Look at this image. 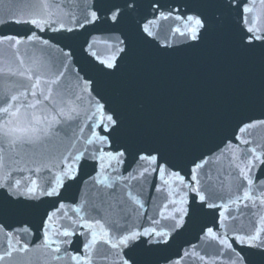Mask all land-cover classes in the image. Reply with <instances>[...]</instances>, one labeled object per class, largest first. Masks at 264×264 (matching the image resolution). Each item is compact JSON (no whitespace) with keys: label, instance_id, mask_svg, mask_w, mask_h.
Here are the masks:
<instances>
[{"label":"snow or ice","instance_id":"6c2138e0","mask_svg":"<svg viewBox=\"0 0 264 264\" xmlns=\"http://www.w3.org/2000/svg\"><path fill=\"white\" fill-rule=\"evenodd\" d=\"M9 25L25 31H0V264H264V0H29ZM184 55L260 85L258 113L187 164L186 137L137 127L119 88Z\"/></svg>","mask_w":264,"mask_h":264},{"label":"water","instance_id":"95a60500","mask_svg":"<svg viewBox=\"0 0 264 264\" xmlns=\"http://www.w3.org/2000/svg\"><path fill=\"white\" fill-rule=\"evenodd\" d=\"M28 2L0 0V18L4 17L9 6L19 11L20 6ZM58 2L70 4V0ZM0 31L22 33L25 28L9 25L0 27ZM73 46L76 59L80 60L78 43ZM259 86L258 68L235 69L210 56L184 55L173 60L145 58L134 63L119 88L137 127L145 130L164 127L181 138L186 137L187 144L180 159L187 164L197 156L210 154V150H215L221 141L231 137L240 119L253 112L258 113V106L247 102V96L257 92ZM138 104L144 105L143 115H137ZM220 166H206L213 182ZM149 193L158 195L154 189ZM194 235L193 232L181 237L176 247L188 240L196 243ZM77 247L73 245V248Z\"/></svg>","mask_w":264,"mask_h":264}]
</instances>
